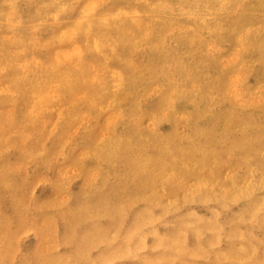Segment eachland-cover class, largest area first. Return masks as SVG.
Here are the masks:
<instances>
[{
	"label": "rangeland",
	"instance_id": "obj_1",
	"mask_svg": "<svg viewBox=\"0 0 264 264\" xmlns=\"http://www.w3.org/2000/svg\"><path fill=\"white\" fill-rule=\"evenodd\" d=\"M0 264H264V0H0Z\"/></svg>",
	"mask_w": 264,
	"mask_h": 264
}]
</instances>
